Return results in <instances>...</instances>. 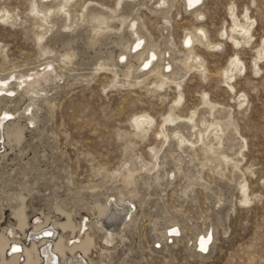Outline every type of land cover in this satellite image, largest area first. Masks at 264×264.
I'll list each match as a JSON object with an SVG mask.
<instances>
[{
	"label": "rangeland",
	"instance_id": "1",
	"mask_svg": "<svg viewBox=\"0 0 264 264\" xmlns=\"http://www.w3.org/2000/svg\"><path fill=\"white\" fill-rule=\"evenodd\" d=\"M34 1L51 9L48 23L32 12ZM47 1L0 0V10L12 16L0 20V75L44 72L48 63L54 74L32 110L25 111L30 97L16 80L10 83L17 89L14 98L0 94L14 111L6 127L25 128L19 144L6 138L0 151V234L25 244L22 253L47 215L48 229L65 220L57 204L78 220L91 216L94 202L123 190L137 215L114 245L92 225L91 232L100 229L93 233L98 241L88 255L92 264H264V0H204L203 16L183 0H73L67 11L59 10V0ZM232 8L251 27L250 39L240 44L231 39L233 33L241 37L233 31ZM104 15L109 19L99 32L93 17ZM134 20L136 32L125 25ZM137 32L146 38L145 48L156 47L154 67L171 76L164 87L157 85L160 74H144L141 59L129 50ZM186 33L195 36L192 48L183 43ZM237 59L243 64L236 65ZM130 67L135 69L127 77ZM141 113L154 117V124L137 134L133 118ZM170 114L180 118L175 126L164 125L165 140L158 132ZM212 120L221 121L223 134L209 150L217 131L209 126ZM175 131L198 141L181 144ZM130 170L131 184L125 181ZM242 183L249 187L248 202ZM20 197L29 221L21 230L14 214ZM171 222L179 224L180 236L163 234ZM207 229L214 240L202 253L194 241Z\"/></svg>",
	"mask_w": 264,
	"mask_h": 264
},
{
	"label": "bare ground",
	"instance_id": "2",
	"mask_svg": "<svg viewBox=\"0 0 264 264\" xmlns=\"http://www.w3.org/2000/svg\"><path fill=\"white\" fill-rule=\"evenodd\" d=\"M71 1H73V0H59V5H58L59 10L60 9L66 10L67 5L70 4ZM183 1H184V4L188 10H194L197 13L196 15H202L203 16V13L200 11V6L203 4L204 0H183ZM35 2L36 1H34V3ZM37 2H38V0H37ZM122 2H123V0H119L118 4L121 3V5H122ZM137 2H138V0H137ZM159 2H160V4L161 3H169L168 0H159ZM39 3H41V2H39ZM39 3H37V4L39 5ZM37 4L34 5L35 7L32 8L33 9L32 12H34L37 15V17H40L44 22L48 23L47 17H48L49 12H51L50 11L51 9L48 10L47 11L48 13H47L46 10H43L42 8L39 9ZM50 4H52V3H50ZM48 6H49V4H48ZM52 6H54V5H52ZM133 6H134V4H133ZM52 9H54V7ZM231 10L233 13V21H234L233 31L234 32L238 31L240 33L239 35H241V37L240 36L238 37V35H235L236 33L235 34L233 33L231 35V39L237 44H240L241 39L248 41L251 37L250 24H248L247 22H245V23L239 22L238 21L239 19H237V15L234 12L235 9L232 8ZM11 17L12 16H11L9 11H7V10L1 11L0 10V20L1 21L9 22ZM127 17L123 18V22H124V20H126ZM245 17L248 20L250 19V15H248V14H246ZM93 19L98 21L99 25H97L98 28L96 30L99 29V32H100V29H102V25L105 24L109 18L107 19L106 15H104V16H94ZM119 19H121V18L119 17ZM134 19H138V18H134ZM138 23H137V21L134 20V21H131L129 24H125V23L124 24L129 25V28L133 32H136L135 27H136V24H138ZM42 25H43V23L41 24V26ZM46 25H48V24H46ZM38 26H39V24L37 25V27ZM198 29H199L201 34L205 31V29L203 27H199ZM43 30L46 31V30H48V28L44 27ZM45 31H42L40 34H38L37 39L42 40V38L44 37L43 35H44ZM138 33L139 32H137V36L134 38L133 41L131 39L129 40V41H132L131 46L129 47L130 48L129 50H130V52L136 53V54H134L135 55L134 57L136 59H141L140 68L143 71L144 70L146 71L144 74H148V73L153 74L154 73V75H156V76H157V74H160L161 79L157 83V85L159 87H164L166 84L171 82V80H172L171 76H167V75L162 74V72H160V69H159L161 67H159L158 69L156 67H154V63L158 60V58H160V57H158V53L155 49L156 47L155 48H145V45H146L145 39L146 38H143L144 35L142 36V35H140L141 33L140 34H138ZM132 34L134 35V33H132ZM201 36L205 37L204 34ZM127 37L129 38L130 34ZM194 39H195V36L193 35V33H188L185 36L183 43L185 46H187V48H192V43L194 42ZM120 54H121V58L124 59L126 56L125 55L126 53L125 54L120 53ZM65 57L70 59L71 54L66 53ZM190 58L192 61H195V60L197 61L196 57L191 56ZM232 60H233V58H232ZM127 63H129V62H127ZM202 63H203L202 60L198 61L199 65H202ZM241 64H243L242 61L240 59H237L236 65L240 66ZM155 65H156V63H155ZM48 66H50V67L48 68ZM52 66L53 65L51 63H50V65L48 63L43 68L44 72H42L40 69H38L37 71H31V72L27 71L24 73H20L19 75L18 74H12V75L10 74L7 76L0 75V94L2 95V98L8 100V99H11L13 96H16V93L14 90H17V89H13L12 87H10V83H12V81L16 80V83H18L19 85L22 86L23 94L25 93L26 95H28L30 97V100H29V102L25 108V111H28L29 109H31L30 106L31 105L33 106L37 102V101L35 102L36 95H39L41 93V91L44 88V85L49 80H51L52 75L54 77V74L52 73L53 69H51V68H53ZM47 68H48V70H47ZM133 69H135V68H133ZM133 69L131 67L128 69V71L126 72L127 77L131 76V74L133 73ZM13 73H15V72L13 71ZM57 76H58V74L56 73L55 77L57 78ZM54 81H56V80H54ZM52 83L53 82H51V84ZM177 85L180 86L181 82H178ZM13 87L15 88V86H13ZM42 93H44V92H42ZM28 96H26V97L29 98ZM182 97H183V95L180 94V97H179V99H177V101H180ZM37 98H40V97H37ZM11 103H12V101H11ZM13 117H14V111L12 110L9 102H5L4 100L0 101V151L4 147V143H5L6 138L9 139L8 143H10V140H11V141H14L15 143H18V144L20 143V141L23 138V133H24V129H25L24 126H20L16 122L17 125L12 124L14 126L6 127L7 123L11 119L12 120L14 119ZM179 118H180L179 115L174 116L173 114H170L169 116H167L164 120L165 123L163 124L162 129L158 132L160 134V136L163 137L165 140H167V138L169 136L167 135L166 130L164 129V125L169 124V125L175 126V124L177 122H179L178 121ZM35 119H33L31 117V122L34 123ZM190 120L193 122L194 117H191ZM133 122L135 123V128L137 129V130L136 129L135 130L137 131L136 132L137 134H138V132H149L150 128L152 127V124H154V117L149 115V113H141V114L136 115L133 118ZM220 122H221L220 120H215V121L212 120V122L209 123V126L214 127L217 130L215 132V134L213 135V139H211V140H209V142H207L209 150L216 149V147H215L216 143L222 142L221 141V139H222L221 134H223L222 133L223 128H222V125ZM146 123H148V124H146ZM9 124H11V123H9ZM20 124H21V122H20ZM174 135L177 139H179L181 144L188 141L192 145H195L196 142L198 141V139L196 141L188 140L186 137H184L182 134H180L177 131H175ZM200 135H201L200 140L203 142V144L206 143L205 137H204L202 131H200ZM163 142H164V140H163ZM219 146H221V145H218V147ZM154 148L152 149L153 151H154ZM205 153H207V151ZM153 154H154V158L158 159V157H159L158 151H154ZM209 157H211V156H209ZM212 158L213 157H211V159L210 158H208V159L212 160ZM127 164L128 163H126V165ZM157 166L158 165L156 164V165H154L153 168H155ZM146 171H148V170H146ZM134 174L136 175V173H134ZM131 178L133 179V171L132 170H130L129 173L125 176V181H127L131 184L132 182H134L131 180ZM135 182H137V181H135ZM134 186H135V184H134ZM248 188L249 187H248L247 183L241 184V190L243 192L242 200L245 202H248L249 198H250V197H248ZM126 189H128V188H126ZM129 190H130V188H129ZM130 193H133V192H130ZM18 196H19V194H18ZM21 197L19 198L21 201L18 203V205H16L17 207H16L15 212H14V214L16 216V220H17V222H16L17 227L20 228L19 230L25 229V227L29 223V221L27 222L28 218H27V214H26V210H25V204H24L25 199L21 198ZM99 199H101V198H99ZM142 199H144V198L142 197ZM92 206L94 208L92 207V210L89 209L91 211V216L90 215L89 216L88 215L81 216V219L77 220V219H75L73 212L71 210H68L67 208H66L67 210L63 209L60 204H57L56 210L61 212V214L64 213L65 220L64 219H63L64 221L55 220L54 221L55 227L48 229V228H46L48 225L47 222L49 221V218L47 215L46 216L47 219L45 218L46 220H44L43 223H39L35 226V230H37V233H35L33 231L34 232V235H33L34 241H32V244L29 247L27 246L26 248H24L22 253H21V250H17V249L18 248L23 249V246H25V244L22 246L19 243V241H11L10 238H8L6 235L1 233L0 234V264H19L21 262V260H23V262H22L23 264H41L42 261H43L42 263H44V264H92L91 262H93V260H90L88 255L96 247V244H97L96 241H98V240H96L97 238H95V237H97V235L95 236V234H93L95 232L96 228L94 229V232H91L92 225L95 224L98 228L101 229V230L100 229H96V230H100V232L104 231V238H105L106 244L112 245V243H113V245H114V240L116 239L117 235L119 237H121V241H123L125 239V234H126L125 229L129 224H131L134 221L135 215H137L135 213V211L137 209V205L133 199H129L127 201V197H125V193L122 190L121 196L111 197L108 195L104 198V200H97L96 202H94V204ZM74 214H75V212H74ZM137 218H138V216H137ZM50 221H52V220H50ZM165 227H166L165 232L163 234H167V236L169 235L172 237H177V236H180L182 234L181 228H180L179 224L176 222H171L169 225L167 224V226H165ZM57 228H59L60 231H58ZM3 233H4V231H3ZM36 235H38V238L35 237ZM36 240H39L42 242L41 243L42 247L41 246L38 247ZM213 240H214L213 229L212 230L207 229L206 231H202L196 235L194 245L198 249V251H200L202 253H208L210 248H211V245L213 243ZM7 251H9L8 254H11L10 257H6ZM107 253H109V252H107ZM102 262H104V261H102Z\"/></svg>",
	"mask_w": 264,
	"mask_h": 264
},
{
	"label": "water",
	"instance_id": "3",
	"mask_svg": "<svg viewBox=\"0 0 264 264\" xmlns=\"http://www.w3.org/2000/svg\"><path fill=\"white\" fill-rule=\"evenodd\" d=\"M17 250H22L21 248H18Z\"/></svg>",
	"mask_w": 264,
	"mask_h": 264
}]
</instances>
